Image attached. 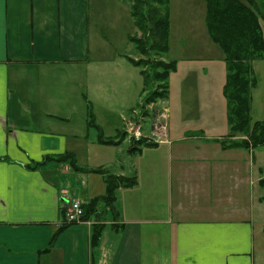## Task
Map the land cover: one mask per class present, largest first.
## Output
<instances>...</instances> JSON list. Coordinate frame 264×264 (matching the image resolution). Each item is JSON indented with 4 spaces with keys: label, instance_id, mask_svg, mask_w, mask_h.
Listing matches in <instances>:
<instances>
[{
    "label": "crops",
    "instance_id": "obj_1",
    "mask_svg": "<svg viewBox=\"0 0 264 264\" xmlns=\"http://www.w3.org/2000/svg\"><path fill=\"white\" fill-rule=\"evenodd\" d=\"M97 1L0 0V264H253L254 153L223 150L215 142L222 138L207 127L189 136L202 139L201 146L179 141L184 132L176 131L178 142L132 154L130 141L121 139L122 117L144 96V82L130 55L125 65L108 58V72L100 65L106 32ZM107 1L119 7L120 1ZM115 74L119 85L110 82ZM107 86L124 91L130 106L104 112V121L120 122L109 139L98 127L104 139L119 142L111 145L116 151L129 149L95 168L135 176L136 185L117 190L115 213L99 204L90 221L65 225L68 202L85 206L105 185L101 175L73 172L71 161L52 158L74 155L87 170L80 155L100 147L88 112L99 121L94 102ZM90 174L101 177L100 192ZM94 223L102 226L95 244Z\"/></svg>",
    "mask_w": 264,
    "mask_h": 264
},
{
    "label": "rangeland",
    "instance_id": "obj_2",
    "mask_svg": "<svg viewBox=\"0 0 264 264\" xmlns=\"http://www.w3.org/2000/svg\"><path fill=\"white\" fill-rule=\"evenodd\" d=\"M240 1L246 3V0ZM259 4L260 12L263 13L261 16L259 15V18H261L260 26L264 41V1H259ZM168 6L171 31L168 35V52L164 57L170 59L167 62H174L177 64V72L173 73L171 77L167 79L169 95L165 100L154 98L152 102L147 103L146 97L148 90L150 91V86L146 87L144 89L146 93H144V98H142L138 111L136 110V113H130V115L126 113L123 114L122 120L126 123L132 117V122L143 124L142 133L145 138H142L140 141L152 145L154 143L148 142L146 136L151 135V126L155 123L156 119L157 121L161 120L162 115L159 113L158 108L161 107L162 102H165L168 119L167 130L164 134H167L171 144L172 140L173 143L178 142L172 137L171 134L173 132H184L179 134V137H184L179 141H184L187 138H191L189 137L191 134L197 135L199 130L207 127L214 132L210 133L211 136L222 138L217 139L215 142L218 143L219 146H223V150H234V148H239L231 145L247 144L246 147L250 149V152L254 153V167L257 169L256 176L253 178L255 193L254 197L250 199L252 214L248 217V220L251 221L254 227L252 240V245L254 246L251 258L253 264H264V201H262L264 196V185L260 183L261 179H264V142L261 145L252 146L251 135L248 136V138H244L241 134H234L232 136V134L229 133L230 127L227 121V105L223 95L226 76L225 63L223 62L222 51L211 42L207 32L206 4L202 0H169ZM97 7L102 9L98 14L103 28H101V30H105L106 32L105 41H103L102 44L103 46L101 45L102 47L98 49L102 57L100 58V65H105V71L108 72V58L111 62H114L115 58L120 60L121 65H125L124 63L126 62L124 59L127 60V56L129 55L130 59L133 61H145L146 57L137 53L134 46L128 41L129 36H134L136 38L141 36L140 32L135 28L130 13L128 12L127 7H130L129 3L123 5L122 1H120L119 7H110L107 0H98ZM188 59L191 61H187ZM153 62L157 66L151 73H161L162 69L160 67L166 62H164L160 56L155 57ZM144 65V63H141L139 70L145 72L149 71L148 68L143 67ZM253 68L256 77V87L252 90L250 98L251 123L264 122V61H256L253 63ZM188 70H193V72L188 73ZM112 81L114 85L120 84V79L117 74H115L110 82ZM161 84L162 82L158 80L151 86L152 88L155 87L156 91L159 92L160 90L157 89V87ZM140 94H142V90ZM128 100L129 96L125 95L124 91L119 92L115 86L109 88L108 91L107 86V95L94 102L93 108L94 111L97 112L99 118V121L95 123L96 126L99 125L102 129L105 138L115 134L114 128L115 126L120 128V122L119 120H117V122L104 121V112L106 110L108 111V108L118 109V111L127 110V106H130ZM92 116L93 118L95 117L93 111ZM251 128H254V124H251ZM185 132L189 133L186 134ZM226 133L227 135L224 136ZM95 134L96 133L91 130L89 135L91 138H94L93 135ZM126 135V132H124L121 139L124 136L126 137ZM192 139L195 138H191V140L187 141L189 146L202 145V139ZM95 141L96 144L100 146L96 149L95 153L80 155L88 167L87 170L91 168L96 169L95 167L98 164L106 162V159L110 156L112 157L116 151V148H113L111 145L102 144L96 140V138ZM154 145L158 144L156 143ZM127 149H129V144L123 145L121 149L116 152L118 154L121 152L125 155ZM162 149L164 148H161V150ZM242 151V153L248 156L250 155L248 153L249 151L244 149H242ZM74 158L76 159L75 156ZM88 177L96 179L93 188L97 192H100L101 177L92 176L91 174L88 175ZM251 177H254V175H251ZM246 198H248L247 194ZM236 203L237 206L234 204V207L239 206V202ZM245 205H249L248 201ZM246 213L249 212L246 211Z\"/></svg>",
    "mask_w": 264,
    "mask_h": 264
},
{
    "label": "trees",
    "instance_id": "obj_3",
    "mask_svg": "<svg viewBox=\"0 0 264 264\" xmlns=\"http://www.w3.org/2000/svg\"><path fill=\"white\" fill-rule=\"evenodd\" d=\"M129 3L130 16L133 19L135 28L140 32V37L130 36L128 41L135 48V51L146 60L129 62L139 68L141 63L149 71H141L144 82V89L150 86L147 92V103L152 102L154 98L166 99L168 93L167 79L171 72L175 71L174 62L165 63L160 68L162 72L151 73L156 69L153 62L155 57H163L168 52L169 35V0H120ZM206 4V25L207 32L213 44L218 46L223 53L225 63V83L223 95L227 105V119L232 136L234 134L242 135L248 138L251 135L252 146L261 145L264 142V122L251 123L250 118V98L251 92L256 87V77L253 70V63L264 61V41L260 26L261 0H246V3L240 0H202ZM264 1V0H263ZM250 6H249V5ZM160 80L162 84L156 91L152 84ZM144 93L145 90L143 91ZM144 98V97H143ZM254 124V128H251ZM87 126L97 131L98 141L105 145H119V142H112L104 139L101 130L94 121L91 110L88 112ZM251 130V132H250ZM147 142V141H146ZM148 143V142H147ZM150 144V143H148ZM143 141L131 144L130 152L132 154L140 153L141 148L157 145H148ZM147 145V146H145ZM247 144L231 145L233 147H246ZM52 158V157H50ZM59 162L71 161L73 171L83 173H96L102 176L105 185V192L102 196L92 199L89 204L82 206L83 220L90 221L96 207L102 204L115 213L114 204L116 202V192L118 189H128L136 185V177L128 178L109 174L107 169L99 168L96 170H83L76 166L74 155L64 154L52 158ZM264 185V179L260 182ZM264 201V196L262 198ZM97 221V219H96ZM91 241L93 244L99 241L100 230L102 226L92 224Z\"/></svg>",
    "mask_w": 264,
    "mask_h": 264
},
{
    "label": "built area",
    "instance_id": "obj_4",
    "mask_svg": "<svg viewBox=\"0 0 264 264\" xmlns=\"http://www.w3.org/2000/svg\"><path fill=\"white\" fill-rule=\"evenodd\" d=\"M159 113H161V120L155 121L151 126V132L149 136H146L148 142H153L154 144H165L168 143V136L164 134L167 130V119L168 112L165 104L162 103L161 107L158 108ZM135 111L134 113H136ZM125 132L127 136L134 142L140 141L145 138L142 133V124L132 122V119L124 122ZM141 126V127H140ZM153 128V129H152ZM64 223L65 224H77L83 223V209L81 203L78 200H70L64 210Z\"/></svg>",
    "mask_w": 264,
    "mask_h": 264
},
{
    "label": "bare ground",
    "instance_id": "obj_5",
    "mask_svg": "<svg viewBox=\"0 0 264 264\" xmlns=\"http://www.w3.org/2000/svg\"><path fill=\"white\" fill-rule=\"evenodd\" d=\"M263 14V13H262ZM261 19V18H260Z\"/></svg>",
    "mask_w": 264,
    "mask_h": 264
}]
</instances>
